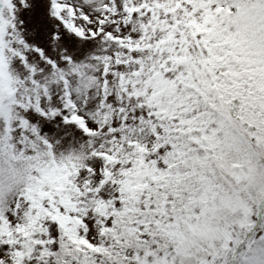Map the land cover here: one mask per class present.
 I'll return each instance as SVG.
<instances>
[{"label": "snow or ice", "instance_id": "snow-or-ice-1", "mask_svg": "<svg viewBox=\"0 0 264 264\" xmlns=\"http://www.w3.org/2000/svg\"><path fill=\"white\" fill-rule=\"evenodd\" d=\"M0 264H264V0H0Z\"/></svg>", "mask_w": 264, "mask_h": 264}]
</instances>
